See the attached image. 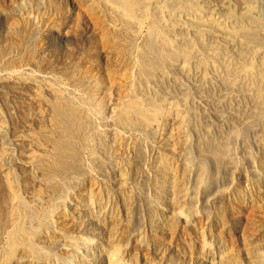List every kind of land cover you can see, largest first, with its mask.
<instances>
[{
    "label": "rangeland",
    "instance_id": "rangeland-1",
    "mask_svg": "<svg viewBox=\"0 0 264 264\" xmlns=\"http://www.w3.org/2000/svg\"><path fill=\"white\" fill-rule=\"evenodd\" d=\"M0 264H264V0H0Z\"/></svg>",
    "mask_w": 264,
    "mask_h": 264
}]
</instances>
